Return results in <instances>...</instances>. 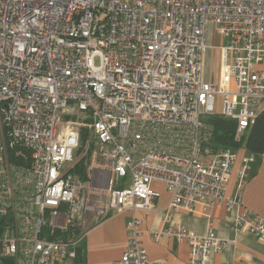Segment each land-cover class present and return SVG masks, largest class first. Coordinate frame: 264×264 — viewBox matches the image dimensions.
I'll list each match as a JSON object with an SVG mask.
<instances>
[{"label": "built area", "instance_id": "built-area-1", "mask_svg": "<svg viewBox=\"0 0 264 264\" xmlns=\"http://www.w3.org/2000/svg\"><path fill=\"white\" fill-rule=\"evenodd\" d=\"M210 30L226 39L217 84L203 77ZM263 109L264 0H0V264L75 260L90 227L127 210L115 264H163L147 258L135 215L155 208L153 182L171 211L224 201L238 150L214 142L209 117L235 120L240 141ZM73 112L97 139L88 183L71 171ZM14 146L29 150V165H11ZM254 160L243 158L229 210ZM235 228L264 242L256 214ZM163 236L189 242L190 264L224 248L212 226L199 236L175 224Z\"/></svg>", "mask_w": 264, "mask_h": 264}, {"label": "crops", "instance_id": "crops-1", "mask_svg": "<svg viewBox=\"0 0 264 264\" xmlns=\"http://www.w3.org/2000/svg\"><path fill=\"white\" fill-rule=\"evenodd\" d=\"M248 133V131H247ZM248 155L245 146L238 149V156L225 190V200L204 209L197 204L194 211L169 208L172 199L163 182L155 181L152 187L160 193L155 200V208L149 213L136 210L135 215L142 220L138 226L139 239L150 261L160 260L163 264H190V244L187 240H168L165 236L155 238L157 232L171 225L183 224L199 236L207 234L210 226L224 243L220 252H213L206 264H264V242L254 235L236 230L240 214L249 212L264 218V149L250 164L246 183L241 191V205L228 209L227 200L233 198L238 188V172L243 158ZM130 210L113 214L93 225L86 232L78 248L81 264H115L127 249V222ZM170 217V221L166 218ZM75 260H65L63 264H80Z\"/></svg>", "mask_w": 264, "mask_h": 264}, {"label": "trees", "instance_id": "trees-1", "mask_svg": "<svg viewBox=\"0 0 264 264\" xmlns=\"http://www.w3.org/2000/svg\"><path fill=\"white\" fill-rule=\"evenodd\" d=\"M209 123L213 128L214 142L223 148H233L238 150L240 147L245 146L248 155H259L264 149V109L258 114L254 124L248 129V133L240 140L237 141L236 128L237 122L232 119H227L221 115H211L209 117ZM85 140V138H83ZM83 140V141H84ZM83 150L80 149V152ZM9 160L13 167L29 165L31 163V154L28 149H22L19 146H14L9 149ZM89 160L88 153L86 156H82L77 161V166L74 169L80 177L87 176ZM78 262L81 264L82 255L81 252L78 256ZM4 264H14L13 259H6Z\"/></svg>", "mask_w": 264, "mask_h": 264}, {"label": "rangeland", "instance_id": "rangeland-1", "mask_svg": "<svg viewBox=\"0 0 264 264\" xmlns=\"http://www.w3.org/2000/svg\"><path fill=\"white\" fill-rule=\"evenodd\" d=\"M226 39L219 35L216 31L210 30L209 42L214 46L209 49L205 55L204 59V71L203 77L214 83H218L220 80V69H221V62H220V49L219 46L223 45ZM216 110H222V97L221 95H216ZM65 122H72L76 130L79 132V145L74 150V162L71 167V171L79 175L75 172V168L77 166V162L75 160H79L80 157L86 156L88 153L89 160L87 161L88 171L87 176L82 178L85 183H88L89 175L91 173V168L93 164H96L98 157L94 155L95 148H96V137L94 135L93 130L89 126V118L83 113L73 112L71 114H67L64 117ZM85 138V140L83 139ZM84 140V141H83ZM80 149L83 151L80 152ZM80 177V175H79Z\"/></svg>", "mask_w": 264, "mask_h": 264}, {"label": "water", "instance_id": "water-1", "mask_svg": "<svg viewBox=\"0 0 264 264\" xmlns=\"http://www.w3.org/2000/svg\"><path fill=\"white\" fill-rule=\"evenodd\" d=\"M12 218V214H9L8 216V220H10Z\"/></svg>", "mask_w": 264, "mask_h": 264}, {"label": "bare ground", "instance_id": "bare-ground-1", "mask_svg": "<svg viewBox=\"0 0 264 264\" xmlns=\"http://www.w3.org/2000/svg\"><path fill=\"white\" fill-rule=\"evenodd\" d=\"M82 244V243H81Z\"/></svg>", "mask_w": 264, "mask_h": 264}]
</instances>
